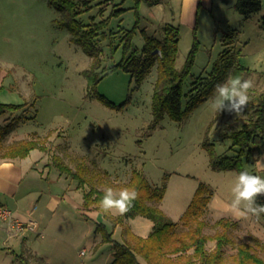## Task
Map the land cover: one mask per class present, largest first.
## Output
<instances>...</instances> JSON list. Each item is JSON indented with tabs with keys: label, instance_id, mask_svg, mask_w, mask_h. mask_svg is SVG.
I'll use <instances>...</instances> for the list:
<instances>
[{
	"label": "rangeland",
	"instance_id": "obj_1",
	"mask_svg": "<svg viewBox=\"0 0 264 264\" xmlns=\"http://www.w3.org/2000/svg\"><path fill=\"white\" fill-rule=\"evenodd\" d=\"M104 2L96 9L84 11L80 16L82 21L87 22L89 15H94L95 19L106 16L108 12H105ZM232 10L234 15L228 20L224 16L217 21L218 34L205 36L206 32L201 30L199 35H195L183 29L175 60L177 68L183 66L193 47L194 35L198 40L189 73L182 84L186 93L195 77L200 76L205 80L213 69L221 49L227 44L219 39L222 33H228L233 43L229 53L234 52L236 61L249 71L242 76L254 82V87L249 90L251 99L264 90V10L251 12L247 16L235 6ZM61 17L60 10L48 0H0V62L7 64L12 75L21 82L18 90L9 92L7 100L12 103L30 102L27 114L36 116V120L30 119L20 124L19 133L26 135L33 130L45 132L50 128L59 129L57 145L50 147L48 139L44 142L47 149L43 152H48L51 161L56 154L64 164L74 168V158L81 157L93 172L95 168L102 167L110 171L113 182L127 179L134 167L141 169L154 185L164 180L165 192L159 207L173 221L179 220L200 181L209 184L212 189L205 213L207 225L203 232L213 233L215 226L212 222L218 217L235 219L236 214L230 207L233 199L231 188L239 172L234 167L213 169L210 154L202 145V140L207 135L217 154L234 153L233 149L228 148L231 144L228 133L247 120L250 108L247 106L239 115L226 111L217 113L211 108L213 91L181 121L172 120L165 113L152 126L154 117L151 103L156 64L140 84L121 68L108 70L121 58V45L117 44L121 35L119 31L110 38L114 46L117 44L115 49L108 44V39L101 41L99 66L91 69L100 74L95 84L88 86L84 70L91 68V57L81 45L69 39L68 28L59 23ZM114 17L110 18L109 26L115 29L118 22L128 28L133 22L131 11H125L122 18ZM231 32L235 35L230 36ZM139 38L142 37L133 35L132 38L138 48L142 46ZM104 68L107 73H102ZM98 93L113 105L98 99ZM186 99L184 96L183 100ZM23 111H20V116L26 115ZM92 162L93 165L90 164ZM241 167L250 174L264 177V150L244 154ZM99 186L112 187V183L108 185L103 182ZM72 193L73 206L68 210L70 216L67 220L63 222L60 214L55 213L54 220L47 226L49 231L44 232V238L33 235L31 241L35 246L42 245L50 254L51 261L105 264L111 260L110 252L114 247L111 242L101 240L100 233L94 231L95 221L87 218L76 206V203L81 205L82 191L75 187V180ZM257 204L264 205V196L258 197ZM45 211L39 215L47 221L50 211ZM237 221V227L229 230L230 237L234 242L252 241L251 236L256 237L259 245H255L254 249L264 259V214L260 218L249 216ZM124 222L140 237L148 234L153 223L142 215L129 217ZM106 224L111 229V224ZM112 236L118 241L123 239L120 224L116 225ZM96 238L100 240L97 242ZM214 246V240H208L205 244L207 251ZM82 249H85L84 254L80 253ZM192 251L190 248L183 252L181 257H184L178 260V264H185L186 261L187 264H200L194 256L192 260H187ZM234 251L231 245L225 247L226 255ZM29 257L36 264H46L42 260L36 261L37 258L31 255ZM0 264L20 263L0 253Z\"/></svg>",
	"mask_w": 264,
	"mask_h": 264
},
{
	"label": "trees",
	"instance_id": "obj_2",
	"mask_svg": "<svg viewBox=\"0 0 264 264\" xmlns=\"http://www.w3.org/2000/svg\"><path fill=\"white\" fill-rule=\"evenodd\" d=\"M55 8L60 10L61 19L59 23L69 30V39L82 46L83 50L91 57V68L84 70L87 76L88 86H93L99 74L91 69L99 66L102 55L101 41L108 39V44L113 49L117 44L121 45V58L116 64L109 66L108 70L121 68L130 76L135 77L138 84L149 73L151 67L156 64V78L152 90V112L155 126L165 113L172 120L181 121L188 112L197 106L201 101L210 96L217 84L223 83L230 76H240L248 73L247 68L241 66L231 52V47H224L216 61L214 67L204 80L202 77H195L191 82L189 92L182 88L184 79L189 73V66L193 60L194 48H196V29H194L193 47L186 56L181 68L175 66L178 52L179 27L171 23L164 24L162 36L149 35L141 29L143 44L140 48L134 45L132 38L138 28L137 5L135 4V20L131 27H119L112 30L109 27V20L116 13L122 11L121 8L113 10L109 15L95 19L94 15L89 16L87 22L80 18L84 11L91 8L89 0H48ZM151 1V0H148ZM235 8L243 15L247 16L251 12L261 9V0H236ZM121 32L119 41L114 46L113 35ZM229 38L228 33H224ZM114 46V47H113ZM159 52V53H158ZM102 73H107L104 68ZM184 96L187 99L184 101ZM98 99L108 105H113L104 95L97 94ZM25 103H3L0 110H17ZM249 116L238 129L228 133L231 144L228 147L234 153L217 154L213 150V143L205 135L202 145L210 154V165L213 169H226L234 167L238 172L245 171L241 167L244 154L264 150V90L250 99L248 104ZM223 114L224 112H217ZM10 124L0 127V134L7 131ZM44 137L34 136L30 138L13 141L0 151L5 157H24L33 148L46 150ZM52 164L62 173H66L77 183V187L82 189V206L85 209L90 207L98 208V204L104 195L105 188L100 187L103 182L112 183L114 190L123 188L135 189L139 195L134 201L131 210L123 216L104 215L103 221H95L94 231L100 233L101 240L111 242L114 247L112 259L106 264H140V259L145 264H178L182 259V253L192 248V254L187 260L196 257L200 264H264V259L255 251V245H259L256 237L251 236L252 241L234 242L229 235V230L237 227L238 221L230 217L222 216L212 223L215 226L213 233H204L203 229L207 225L205 213L210 200L212 189L209 184L200 181L196 186L192 197L185 210L180 215L179 220L173 221L160 209L159 203L165 192L164 180L159 185L152 184L145 173L138 168H132L126 180L113 182L109 179V173L103 168H95L93 172L88 163L81 157L74 158V168L66 165L54 154ZM94 164V162L90 163ZM258 202V198L257 201ZM136 215L145 216L153 221V225L145 237L135 234L124 221ZM106 222L111 224L108 228ZM180 223V228L178 225ZM117 224L121 225L123 239L118 241L112 234ZM180 232V233H178ZM178 233V234H177ZM208 240H214L215 246L207 251L205 244ZM231 245L235 248L233 253L225 254V247ZM178 257H172L173 255ZM168 255V256H165ZM21 264H36L29 259V256L20 253L17 255ZM187 262V261H186ZM185 262V264H187Z\"/></svg>",
	"mask_w": 264,
	"mask_h": 264
},
{
	"label": "crops",
	"instance_id": "obj_3",
	"mask_svg": "<svg viewBox=\"0 0 264 264\" xmlns=\"http://www.w3.org/2000/svg\"><path fill=\"white\" fill-rule=\"evenodd\" d=\"M103 1H105L104 4L106 5L105 12H108L106 16L113 10L119 8H121L122 11L113 15L112 18L114 16H116L114 18L119 16L122 18V14L125 11H131L133 22L130 27L135 20L134 7L136 4L139 17L138 28L135 30L134 36L139 35L142 37L141 29H144L149 35L161 37L162 27L167 23L177 25L179 27L180 36L183 29L187 33L188 31L193 33V31H195L194 29H196L197 35L200 34L201 30H203L204 33L206 32L207 35L205 36H209L210 33L214 35L218 34L220 31L216 30L217 21L222 20L221 18L224 16L225 20H228L230 16L234 15L232 9L236 0H91L90 9H96ZM261 9L264 10V0H261ZM117 25L119 27H124L121 26L119 22ZM118 26L116 29L114 26L109 27L115 31L118 29ZM230 34V36L235 35L234 32ZM221 37L219 38L223 40L221 43H227L225 47H232L233 43L230 38L225 37L223 33ZM141 39L139 38L140 44H143V37ZM20 83L18 82V78L12 75V71L7 64L0 62V104L12 103L7 100L9 92H13L15 89L18 90ZM14 85L17 86L15 87ZM21 103H25L26 105L17 110H0V127L10 124L9 129L0 134V150L13 141L30 138L35 134L40 137L48 135V141L50 140L49 146L57 145L59 143L57 139L59 136L57 131L59 129L57 128H50L49 131L46 130L45 132L33 130L26 135L19 133L18 128H20V124L26 120H36L34 114H27V107L30 102L23 101ZM22 110H24L22 113H25V116H20V111ZM103 169L107 170L106 168ZM107 172L109 173L110 171L107 170ZM109 179H111L110 174ZM73 180L74 179H71L66 173L60 172L57 167L53 166L48 157V152L45 153L42 149L37 147L31 149L24 157H5L0 154V204H4L11 209L17 218L21 220L34 218L38 224L37 231L24 230L13 234L7 229L6 225L0 221V253L3 257L9 256L12 261L16 259L21 264L17 255L23 253L26 256L31 255L33 258H37L36 261L42 260L46 264H63L51 261L52 258L50 254L47 253L48 251L43 249L42 245L35 246L30 237L34 235L36 238H44V232H46V230L49 231L47 226L54 220L55 213L60 214V217L64 219L63 222L67 220V217L70 216L68 210L73 206ZM76 185L77 183L75 181V187L77 188ZM82 201L83 195L80 201L81 205L76 203V206L80 208L82 214L93 221L104 220L103 214L97 215L99 211L98 208L93 206L89 209H85L82 206ZM45 210L50 211L47 221L42 219V215H39L40 212H46ZM152 225L153 223L151 227ZM134 233L136 234V232ZM53 237L55 236L53 235ZM99 240L100 239L96 238L97 242ZM15 248L19 249V251H16ZM113 251L112 249L110 252L111 259ZM29 259L31 260L30 257ZM140 264H145V261L140 259Z\"/></svg>",
	"mask_w": 264,
	"mask_h": 264
},
{
	"label": "clouds",
	"instance_id": "obj_4",
	"mask_svg": "<svg viewBox=\"0 0 264 264\" xmlns=\"http://www.w3.org/2000/svg\"><path fill=\"white\" fill-rule=\"evenodd\" d=\"M254 87L252 79L230 76L225 82L217 84L214 90L211 108L219 112L239 115L250 102L249 90ZM232 201L230 207L235 212V219H247L249 216L260 218L264 214V205L257 204V198L264 196V177L239 172L231 188ZM135 189H104V195L98 204V213L104 215L123 216L128 213L138 198Z\"/></svg>",
	"mask_w": 264,
	"mask_h": 264
},
{
	"label": "built area",
	"instance_id": "obj_5",
	"mask_svg": "<svg viewBox=\"0 0 264 264\" xmlns=\"http://www.w3.org/2000/svg\"><path fill=\"white\" fill-rule=\"evenodd\" d=\"M0 221L3 222L7 229L13 234L24 230L37 231L38 227L37 222L34 219L28 218L26 220H21L4 204H0ZM80 253L84 254L85 249H82Z\"/></svg>",
	"mask_w": 264,
	"mask_h": 264
}]
</instances>
